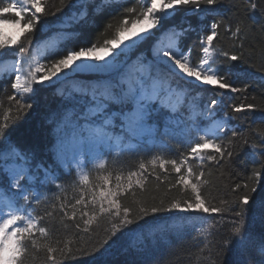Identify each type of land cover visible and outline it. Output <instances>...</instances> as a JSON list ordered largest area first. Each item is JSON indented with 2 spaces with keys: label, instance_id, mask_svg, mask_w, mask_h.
I'll use <instances>...</instances> for the list:
<instances>
[{
  "label": "snow or ice",
  "instance_id": "1",
  "mask_svg": "<svg viewBox=\"0 0 264 264\" xmlns=\"http://www.w3.org/2000/svg\"><path fill=\"white\" fill-rule=\"evenodd\" d=\"M222 2L148 0L139 10L113 7L104 29L117 20L114 35L88 42L94 24L37 40L50 14L48 0H0V61L11 56L0 69L13 74L7 111L15 109L0 122V264H29L33 251L41 249L50 264H64L77 254L93 257L92 264H111L108 258L118 246L142 257L132 264H170L151 256L171 249L188 226L197 224L200 236L219 235L218 264H264V104L231 103L230 112L224 110V97L248 92L230 78L235 62L245 60L242 51L218 49L214 41L221 29L239 39L247 26L238 22L233 28L215 18L206 23ZM83 3L61 0L58 11ZM248 7L264 15L259 0H248ZM182 9L192 17L185 27H165ZM86 15L73 13L71 19L79 23ZM188 31L202 34L198 62L191 59V49L180 48ZM158 32L168 34L166 41L136 51ZM76 39L81 42L62 48ZM42 56L48 57L46 63ZM37 85H71L66 93L60 89V102L47 119V159L11 139L10 129L35 106ZM212 89L219 91L206 101L199 95ZM256 112L262 116L258 142L249 144L253 168L242 183L230 186V197L212 203V173L206 166L229 165L237 136L231 122ZM229 131L232 139L225 136ZM125 155L136 164L125 168ZM153 181L155 191L163 187V193L138 200L152 190ZM69 189L79 193L72 200ZM42 203L71 222L75 242L55 239L49 227L55 223L53 211L39 212ZM85 237L98 238L82 243Z\"/></svg>",
  "mask_w": 264,
  "mask_h": 264
},
{
  "label": "trees",
  "instance_id": "2",
  "mask_svg": "<svg viewBox=\"0 0 264 264\" xmlns=\"http://www.w3.org/2000/svg\"><path fill=\"white\" fill-rule=\"evenodd\" d=\"M259 3L264 5V0H259ZM48 4L50 14L42 21L44 28L37 32V40H43L57 31L76 32L80 29V25L94 24L95 26L87 31V41L92 42L94 39L103 41L105 38L112 37L115 32L117 20L111 21L114 26L112 29H104V21L110 18L109 13L113 7H137L139 10L143 6L140 0H116L115 4H113V0H86V3L79 4L74 8L69 7L64 8L63 11H58L62 6L61 0H48ZM51 12H57V14L51 15ZM83 12H87V15L79 23L71 19L73 13L79 17ZM191 18V14L182 9L167 22L165 27L175 25L176 31H181L185 27L184 21ZM214 18L217 20L222 19L226 24L230 22L233 28L238 22L247 26L246 31L239 39L233 37L230 33H225L221 29L219 30L220 36L218 40L214 41L218 49L237 53L242 51L245 60L244 63L235 62L236 67L232 69L230 78L238 86L246 85L248 92L228 94L223 98L224 110L230 112L228 105L231 103L255 102L264 104V79H261V74L264 72V15L259 10L254 11L249 8L248 0H223L217 6V10L211 13L205 22L211 23ZM62 24H67V27H60L59 25ZM50 25H57V27L51 31H46L45 29H48ZM161 33L163 32H158L149 41L142 43L136 51L148 50L154 43L159 41L158 36ZM201 38L202 34L188 31L181 40V50L187 51L191 49L190 56L194 62H198L202 55L199 43ZM80 42L81 39H76L62 45V48L73 47ZM241 45L243 46L242 48ZM42 57L43 62L46 63L48 57ZM6 59H11V56L6 57ZM220 70L225 71L227 68L224 66ZM12 79L13 75L7 73L0 78V104L4 106L0 108V122H3L5 115L10 117L15 115L14 108L12 113L7 111L11 106L7 101V96L13 91L10 87ZM36 87L40 88L41 91L35 98V106L26 118H23L10 129L11 139L21 148L35 150L38 158L47 159V148L51 141V126L47 123V119L59 104L60 96L56 93V90L54 91L51 88H45L42 85H37ZM218 91V89H212L206 93L201 92L199 95L206 101ZM244 97H247V99L245 100ZM253 98L255 99L253 100ZM261 116V113L256 112L248 114L246 118L233 120L231 123L234 125L233 129L237 136L233 141L235 153L232 160L226 168L221 170H217L214 164L206 166L207 170L212 173L209 177L212 183L208 189L209 199L212 203L219 204L221 199L230 197V186H234L235 183H242L245 177L250 174L253 168V158L249 144L258 142L256 133L259 130ZM225 136L227 139H232L231 131L225 133ZM245 140L249 143H244ZM169 143L173 151L177 150L178 146L174 142L169 141ZM121 159L125 168L136 164V160L132 156L125 155ZM164 190L161 187L160 192H156L155 181H153L152 190L143 194L142 197L138 196L137 199L150 200L152 196H159ZM78 194V190L75 189H69L66 193L69 200L74 199ZM128 202L131 203V200ZM45 209L53 211V217L50 220H54L55 223L54 225L49 223V227H54L55 239L63 240L65 243L68 241L75 242L74 230L70 228L71 222L63 220L58 208L53 210L48 203H42L37 208L41 213ZM65 224L69 225L68 229L64 227ZM211 231L215 232V229ZM198 232V224L188 226L183 239L176 240L171 249L155 252L151 259L157 262L169 260L170 264H218L215 261V256L219 235L204 237L200 236ZM98 235L102 237L103 233ZM97 238L85 237V240L81 242ZM205 244L208 245L207 248L204 247ZM108 259H110L111 264H132L134 260H140L142 257L138 256L131 248L126 251L124 247L118 246L113 249V253ZM93 260L94 258L91 256L77 254L72 259L66 260L64 264H92ZM29 264H50V262L47 261L46 254L41 249L40 251H33Z\"/></svg>",
  "mask_w": 264,
  "mask_h": 264
},
{
  "label": "rangeland",
  "instance_id": "3",
  "mask_svg": "<svg viewBox=\"0 0 264 264\" xmlns=\"http://www.w3.org/2000/svg\"><path fill=\"white\" fill-rule=\"evenodd\" d=\"M140 2H141V4L142 5H144V4H146L147 2H148V0H140ZM166 26V25H165ZM167 33H165V32H163V33H161L160 34V36H158V40L159 41H166V39H167ZM161 37V38H160ZM133 55H135V52H133ZM39 59L41 60V62H43V59H42V57H39Z\"/></svg>",
  "mask_w": 264,
  "mask_h": 264
},
{
  "label": "bare ground",
  "instance_id": "4",
  "mask_svg": "<svg viewBox=\"0 0 264 264\" xmlns=\"http://www.w3.org/2000/svg\"><path fill=\"white\" fill-rule=\"evenodd\" d=\"M161 38V37H160ZM10 60L11 59H7L5 62H10ZM71 87V85H67V86H65V85H58L57 86V88L56 89H53L54 91L56 90V93H58L59 94V92H60V89L61 88H63V90L65 91V92H67L68 91V89ZM52 89V88H51ZM234 125L232 124V127H233Z\"/></svg>",
  "mask_w": 264,
  "mask_h": 264
}]
</instances>
